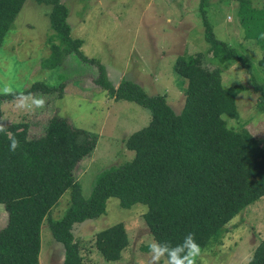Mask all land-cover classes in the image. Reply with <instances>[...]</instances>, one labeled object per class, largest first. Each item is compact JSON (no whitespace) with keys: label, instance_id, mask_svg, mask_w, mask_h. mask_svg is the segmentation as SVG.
<instances>
[{"label":"trees","instance_id":"trees-1","mask_svg":"<svg viewBox=\"0 0 264 264\" xmlns=\"http://www.w3.org/2000/svg\"><path fill=\"white\" fill-rule=\"evenodd\" d=\"M24 1L0 0V44ZM37 1L51 5L53 34L48 42L52 51L42 65L52 68L76 52L97 65L95 84L115 94L117 100L147 108L150 120L124 141L133 157L103 170L84 198L75 168L94 150L97 134L74 127L55 113L43 120L42 133L36 136L30 134L27 122L1 124L3 103L48 93L58 97L64 83L49 86L35 81L21 91L0 92V203L7 213L6 224L0 228V264H39L45 219L64 248L62 264H84L72 226L104 214L110 197H116L123 208L145 204L143 222L167 263L194 264L232 217L264 195L260 136L245 124L229 127L223 118H238L235 99L244 87H224L221 69L207 62L205 53L197 52L178 55L173 64L174 71L187 80L179 113L168 105L164 94L148 95L131 80L121 79L114 88L103 65L82 54V40L70 36L66 6L59 0ZM206 4L207 0H200L199 10L204 38L210 44L208 54L222 62L233 59L244 64L230 44L216 37ZM238 14L245 38L262 50L258 65L264 69V6L252 8L247 0H240ZM255 86L264 111V84ZM67 189L69 206L60 218H50V210ZM128 244L123 222L94 235V246L106 260L120 259ZM259 253L264 257V238ZM259 255L247 264H259Z\"/></svg>","mask_w":264,"mask_h":264},{"label":"rangeland","instance_id":"rangeland-1","mask_svg":"<svg viewBox=\"0 0 264 264\" xmlns=\"http://www.w3.org/2000/svg\"><path fill=\"white\" fill-rule=\"evenodd\" d=\"M67 10L72 38L82 40L80 51L103 65L114 88L121 79L137 83L148 95H165L168 105L179 113L187 80L178 75L173 64L178 55L206 54L213 66L221 69L224 87H244L236 96L238 118L225 115L229 127L245 124L260 136L264 147V111L259 106L264 84V69L258 65L262 50L247 40L238 14L240 0H207L205 10L217 38L226 41L241 56L244 64L233 59L220 61L208 54L200 18V0H59ZM252 8L264 0H247ZM51 5L25 0L0 44V92L21 91L35 81L49 86L64 83L61 96L19 97L2 104L1 124L27 122L32 136L42 133L44 119L52 113L68 119L78 128L97 134L90 156L77 163L75 176L87 198L96 177L110 166L133 157L124 141L132 132L148 124L147 108L127 100L94 83L99 74L96 64L70 52L61 64L46 67L42 60L51 53L53 34L49 13ZM70 202V189L50 210L49 217L60 218ZM147 206L136 203L123 208L116 197L106 201L105 213L74 223L72 233L79 243L84 264H168L143 222ZM7 213L0 203V228ZM117 222H123L129 244L118 260L104 259L94 246V235ZM264 238V195L232 217L223 231L204 247L194 264H247L253 255L264 257L259 246ZM39 264H62L63 246L57 242L45 219L40 230ZM257 259V260H258ZM256 260V261H257Z\"/></svg>","mask_w":264,"mask_h":264},{"label":"crops","instance_id":"crops-1","mask_svg":"<svg viewBox=\"0 0 264 264\" xmlns=\"http://www.w3.org/2000/svg\"><path fill=\"white\" fill-rule=\"evenodd\" d=\"M7 221V220H6ZM6 224V223H5ZM3 227V226H2Z\"/></svg>","mask_w":264,"mask_h":264}]
</instances>
